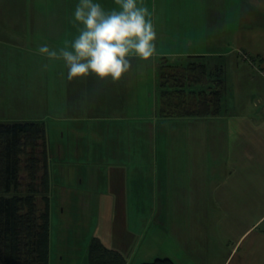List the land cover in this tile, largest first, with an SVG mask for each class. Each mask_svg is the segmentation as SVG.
Segmentation results:
<instances>
[{"label": "crops", "instance_id": "crops-1", "mask_svg": "<svg viewBox=\"0 0 264 264\" xmlns=\"http://www.w3.org/2000/svg\"><path fill=\"white\" fill-rule=\"evenodd\" d=\"M169 1L137 0L147 9L158 7L151 13L157 34L176 30L208 49L187 55H225L227 60L237 48L249 51L263 69L262 76L235 78L237 85L252 83L246 98L236 97L218 115L190 117L192 169L185 161L174 164L171 152L160 150L157 143L166 148V140L155 143L166 117L158 109L146 112L154 100L141 95L148 85L137 89L128 74L115 84L94 76L64 80L59 62L39 61V46L58 50L78 35L74 11L79 0H0V117L5 118L0 121L47 124L50 264H79L77 252L95 237L121 252L126 264L159 258L176 264H264V0ZM94 2L116 8L114 0ZM166 5H175L174 12ZM195 43L190 38L191 46ZM48 64L57 82L44 93L38 72ZM18 65L32 69L27 77L5 72ZM21 84H29L31 94ZM26 110L35 111L29 116ZM142 211L158 216L159 223L141 224L134 213ZM83 212L92 213L90 221L76 217ZM57 213L56 239L52 218ZM70 224L86 230L77 234L78 249L68 246ZM158 234L170 239L168 247L138 257L146 238L154 241ZM57 242L65 246L55 252ZM84 256L83 264H90Z\"/></svg>", "mask_w": 264, "mask_h": 264}, {"label": "trees", "instance_id": "trees-1", "mask_svg": "<svg viewBox=\"0 0 264 264\" xmlns=\"http://www.w3.org/2000/svg\"><path fill=\"white\" fill-rule=\"evenodd\" d=\"M158 66L161 117H208L222 109L224 66L210 56L186 55ZM51 181L47 124L0 121V264H50ZM90 264H126L95 237ZM143 264H176L159 258Z\"/></svg>", "mask_w": 264, "mask_h": 264}, {"label": "rangeland", "instance_id": "rangeland-1", "mask_svg": "<svg viewBox=\"0 0 264 264\" xmlns=\"http://www.w3.org/2000/svg\"><path fill=\"white\" fill-rule=\"evenodd\" d=\"M169 1V0H168ZM170 0L169 2H171ZM116 6V5H115ZM163 6V5H161ZM47 12H51V3L48 2L47 4ZM117 7V6H116ZM171 7L172 12H174L175 5H166V8ZM156 9L158 12V7L151 6L148 8L149 13H152V9ZM176 34H170V35H160L158 34V40H157V57L154 59V61H143L140 59H135L132 62V69L128 73V77L131 78L134 86L141 90V88H144L148 85V89L144 94L141 95H147L149 98H154V100L150 99V105L146 109V112H152L153 110H156L160 106V98L158 96V73L159 69L158 66H160L163 58H169L171 60H174L175 63H177L181 57L186 56L188 53H194L198 51H206L208 50L207 48H199L197 46V39L196 37H188L187 35H183L178 33V31L174 30ZM190 38L193 39L194 42H196L193 46L190 44ZM237 51H234L231 53L229 59L226 60L225 55H204V56H210L211 60L214 62H218L219 65L224 66L225 70V90H224V98H223V104L222 107H226L225 105H228V103H232V101L238 97V96H243V98H246L248 91L250 90L251 87H248L247 85L252 84L249 81L246 82L245 84H239L237 85V80H235L236 77L240 76L243 77L242 80L244 79V76H249V77H258L262 76L263 69L260 67V62L257 59L256 55H249L248 53L242 51L241 49L237 48ZM254 53V52H253ZM258 54V53H256ZM31 58H34L35 55L32 54ZM39 61H47L48 59L43 56V55H38ZM3 55H0V67L3 65ZM233 60V63H230L229 60ZM55 61V60H53ZM59 62L58 65V70H60L61 74H65L64 80L67 79V69L65 67V63L63 60H56ZM31 68H24L22 65L14 66L12 68H7L5 72L9 75H19L22 73L23 75H26L28 71H31ZM0 71H3V68L0 69ZM38 75L43 78V89L42 91L44 93H47L49 89L47 88L48 86L50 87H55L56 82L55 79L53 78V72H52V65L48 64L47 67L42 69V72ZM29 84H21V87L23 90L25 88H28L27 94H31V87H29ZM143 90V89H142ZM12 91V90H11ZM15 93V90L12 91ZM61 97H65L64 91H61L60 94ZM11 101V100H10ZM9 101V104H10ZM27 105H24L26 107ZM42 109H46L47 105L45 102L42 103L41 106ZM35 110H26L25 114L31 116V113ZM161 117V116H160ZM5 120L4 117H0V120ZM185 119V120H184ZM191 119L190 117H176V118H162L161 120L164 122V125L160 126L159 128L161 129L162 135H160L161 138L157 139L155 143L161 141V140H166V145L167 147L164 148L160 143L159 148L160 150H166L168 152H171L168 154L172 158V162L176 165L183 166L184 161L186 162V165L188 168L192 169V167L195 166L194 159L188 155L190 153V149L193 145L194 141H192V135H193V127L194 124H191ZM207 119V118H205ZM223 130L222 132H224ZM221 132V133H222ZM229 136L226 135V139H228ZM159 153V152H158ZM160 154V153H159ZM160 164H163L161 161ZM216 163L213 162L211 166H214ZM190 186H194V181H188ZM172 189H175V181H172L171 185ZM136 217H139V221L141 224L144 226L147 225H152L153 224H158L159 223V218L158 216L154 218H150V213L147 212H141L139 214L134 213ZM97 215V213H96ZM76 217L79 219L85 218L87 221L91 220L92 213L91 212H83V213H77ZM52 223H53V237L58 238L59 230L61 229V217L59 214H55L52 218ZM71 225V224H70ZM142 226L143 228H146ZM75 228V229H74ZM72 227L71 225V239L72 242L68 245L71 249H74L75 247L78 249L82 245L81 243H78L76 245V237L77 234L83 233L86 230H83L82 228L77 227ZM146 233L143 231V235ZM157 239L152 240V236H148L146 238V242L144 245H141L139 247V254L138 257H140L142 254H153V252H156L157 249L168 247L169 243L167 240L170 239H165V236L163 234H158L156 235ZM153 241V242H152ZM173 241V240H172ZM62 246V247H61ZM65 245L61 244L60 242H57L56 247L54 248L55 252L60 251V247L63 248ZM89 246V245H88ZM88 247L82 248L80 251L77 252L79 259L77 260L79 264H83V256L84 253L87 252V254L84 257H88ZM150 262V261H149ZM135 264V263H133ZM137 264V263H136Z\"/></svg>", "mask_w": 264, "mask_h": 264}, {"label": "clouds", "instance_id": "clouds-1", "mask_svg": "<svg viewBox=\"0 0 264 264\" xmlns=\"http://www.w3.org/2000/svg\"><path fill=\"white\" fill-rule=\"evenodd\" d=\"M114 3L116 8L106 10L94 0H79L74 11L78 35L58 50L41 45L39 54L49 61L63 60L69 81L94 76L114 84L131 71L133 60L154 61L158 34L152 14L137 0Z\"/></svg>", "mask_w": 264, "mask_h": 264}]
</instances>
